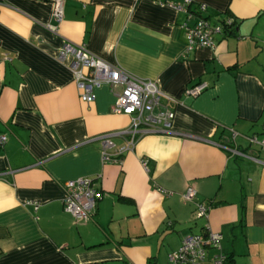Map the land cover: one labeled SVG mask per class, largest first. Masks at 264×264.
Listing matches in <instances>:
<instances>
[{
	"label": "crops",
	"instance_id": "0c3cea01",
	"mask_svg": "<svg viewBox=\"0 0 264 264\" xmlns=\"http://www.w3.org/2000/svg\"><path fill=\"white\" fill-rule=\"evenodd\" d=\"M181 1L63 0L56 24L52 0H0V264H166L206 225L231 264H264V148L249 141L264 140V0H192L189 11L203 3L211 22L237 24L213 50L190 51L184 25L197 15L187 20ZM65 42L154 80L176 101L169 128L102 162L99 138L130 118L112 111L118 88L80 100L55 59ZM200 82V94H185ZM128 138L112 136L108 151ZM81 177L103 193L87 222L63 209L64 182Z\"/></svg>",
	"mask_w": 264,
	"mask_h": 264
},
{
	"label": "built area",
	"instance_id": "2783aa9c",
	"mask_svg": "<svg viewBox=\"0 0 264 264\" xmlns=\"http://www.w3.org/2000/svg\"><path fill=\"white\" fill-rule=\"evenodd\" d=\"M51 16L58 24L63 16V0H52ZM192 0H182L174 8L186 14L187 20L197 15L192 26L184 25L186 50L197 48H215L214 36L225 34L224 28L235 21L230 15H220L216 22L204 16L206 5L200 3L195 11H189ZM50 30L56 34L57 26H50ZM55 59L66 65L73 75L79 98L85 103L94 100V90L107 85L110 88H118L112 111L115 114H124L130 118L129 127L125 132L114 135H103L100 139L102 162H120L119 157L125 151L133 150L138 137L147 133H160L170 126L173 113L168 104L176 102L172 97L163 93L154 80L141 79L122 68L111 65L101 58L93 55L84 44L75 45L65 42L56 52ZM206 88L205 83H197L185 90V94L195 97ZM127 134L128 139L124 145L117 149L116 155L108 150L115 147L112 136ZM6 140L0 135V145ZM250 142L259 144L264 148V140L249 138ZM145 166V163H142ZM196 190L187 186L181 197L185 201L195 198ZM103 193L94 187L91 178H76L67 180L63 184V209L69 213L75 221L87 222L91 220L97 202ZM36 208V207H35ZM209 207L201 202L196 203L195 218H207ZM221 235L211 231L206 225L201 232L185 235L179 247L168 254L166 264H203L206 254L212 251L211 264H227V256L221 251Z\"/></svg>",
	"mask_w": 264,
	"mask_h": 264
},
{
	"label": "trees",
	"instance_id": "16d2710c",
	"mask_svg": "<svg viewBox=\"0 0 264 264\" xmlns=\"http://www.w3.org/2000/svg\"><path fill=\"white\" fill-rule=\"evenodd\" d=\"M227 15V14H226ZM237 22L236 20L233 22V24H231L230 26H227L226 28H224V33L225 34H231L232 32H234V28L236 26ZM231 260L227 259V264H231Z\"/></svg>",
	"mask_w": 264,
	"mask_h": 264
},
{
	"label": "rangeland",
	"instance_id": "374dc122",
	"mask_svg": "<svg viewBox=\"0 0 264 264\" xmlns=\"http://www.w3.org/2000/svg\"><path fill=\"white\" fill-rule=\"evenodd\" d=\"M200 220V219H199Z\"/></svg>",
	"mask_w": 264,
	"mask_h": 264
}]
</instances>
